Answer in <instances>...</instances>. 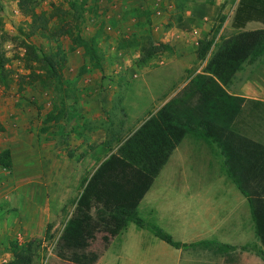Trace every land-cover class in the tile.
Instances as JSON below:
<instances>
[{"label": "rangeland", "instance_id": "374dc122", "mask_svg": "<svg viewBox=\"0 0 264 264\" xmlns=\"http://www.w3.org/2000/svg\"><path fill=\"white\" fill-rule=\"evenodd\" d=\"M38 1L36 10L45 14L50 27L73 24L71 0ZM79 1L85 2L82 36L97 38L103 66L101 71L88 66L81 49L69 53L63 76L70 84L58 94L42 84L36 77L41 72L26 59V45L47 48V42L30 35L31 19L21 14L18 0H0V45L6 70L0 77V122L4 127L0 151L9 149L12 157L10 170L0 168V262L12 258L5 255L10 254L9 242L32 241L36 251L33 264H62L54 257L73 264L58 257L60 237L76 214L81 181L92 175L104 157L101 144L110 136L109 127L122 135L136 130L179 93L192 75L202 71L205 63L196 59L197 43L214 34L218 16L225 21L215 35V44L238 33L231 27L238 0H193L183 10L177 9L175 0ZM260 27L252 22L244 30ZM146 35L155 44H168L171 53L141 66L135 42ZM123 39L131 45L122 46ZM59 40L65 50L71 44L65 35ZM7 41L15 47L5 49ZM229 93L264 101V64L246 65ZM47 114L58 118L45 123ZM235 192L223 182L208 147L187 138L175 149L137 213L174 240L188 241L185 244L205 240L235 247L229 257L202 249H179V264H264L255 253L262 248L253 232L248 205L241 195L235 202ZM90 232L94 239L85 249L99 255L109 244L116 250L123 241L165 244L134 224L118 236L108 237L107 243L103 241L106 234L96 225H91ZM88 238L85 234L84 239ZM64 250L65 255L72 252Z\"/></svg>", "mask_w": 264, "mask_h": 264}, {"label": "trees", "instance_id": "16d2710c", "mask_svg": "<svg viewBox=\"0 0 264 264\" xmlns=\"http://www.w3.org/2000/svg\"><path fill=\"white\" fill-rule=\"evenodd\" d=\"M175 1L177 9L183 10L193 0ZM38 5V0H18L21 14L31 19L30 35H37L47 42V48L26 45V59L41 72L36 77L43 85L62 94L70 84L63 76L69 53L81 49L86 64L100 71L103 55L95 36L88 39L82 36L84 1H70L71 12L68 13L73 24L66 28L50 27L45 14L37 12ZM146 17L148 19L149 15ZM217 21L214 34L197 43L196 59L205 63L200 73L192 75L179 93L143 120L136 130L122 135L119 129L109 127L110 136L101 144L102 161L90 177L81 181L76 214L67 221L60 237L59 258L73 264L95 263L99 254L85 249L94 239L90 232L92 224L106 234L103 237L106 243L108 237L118 236L134 224L182 252L204 249L229 257L235 251L233 246L210 241L175 242L161 228L138 216L139 203L174 150L188 138L208 147L223 182L232 185L246 200L253 232L262 248L255 253L264 261V101L229 93L236 75L246 65L264 64V0H238L231 18V27L238 33L215 44V35L225 17L218 16ZM252 22L261 27L244 30ZM62 35L71 40L66 50L59 42ZM122 42V46L131 45L127 40ZM136 44L141 66L148 65L165 52L171 53L168 44H155L149 35L142 36ZM5 71V57L0 45L1 78ZM45 117V123L58 118L52 114ZM3 131L0 122V133ZM0 168H12L9 149L0 151ZM85 234L89 236L87 240ZM64 249L72 252L65 255ZM8 251L11 260L0 264H33L36 257L32 241L22 244L11 241Z\"/></svg>", "mask_w": 264, "mask_h": 264}, {"label": "crops", "instance_id": "0c3cea01", "mask_svg": "<svg viewBox=\"0 0 264 264\" xmlns=\"http://www.w3.org/2000/svg\"><path fill=\"white\" fill-rule=\"evenodd\" d=\"M152 185H151V187H152ZM232 188H234V187L232 186ZM237 192L238 191L236 190V192H235L236 201L235 202H239V200H240V194H239V192L238 193ZM140 203H139V205H140ZM139 205H138V207H139ZM235 210H236V208H235ZM42 212L45 214V216H47L48 210L46 207L43 208ZM31 216H32V214H31ZM45 219H46V217H45ZM136 228L140 229L137 226H136ZM212 229L214 230V228H212ZM215 229H216V227H215ZM139 233H141V232H139ZM139 235H141V234H139ZM2 239L3 238L1 236L0 242L2 241ZM136 239L139 240L141 238H140V236H137ZM174 241L182 243V244H185L188 242V241L177 240V239H175ZM161 242L165 243L163 241H161ZM202 251H207V250L202 249ZM212 255H214V254H212ZM217 256L219 257V255H217ZM54 259L57 260L58 262L64 264V262H62L61 260H59L55 257H54ZM180 261H181V251L179 249L173 248L166 243L165 244H146L141 239L140 243H137V244H128L127 242L125 243L123 241L118 246V248L116 250H112L110 248V244H109L104 249V251L98 256V258L94 264H179Z\"/></svg>", "mask_w": 264, "mask_h": 264}, {"label": "clouds", "instance_id": "9594fccd", "mask_svg": "<svg viewBox=\"0 0 264 264\" xmlns=\"http://www.w3.org/2000/svg\"><path fill=\"white\" fill-rule=\"evenodd\" d=\"M5 49H12L13 47H15V45L12 43V41H7L5 42V45H4ZM8 56H11L12 55V52L9 51L8 53ZM21 55H23V52H21ZM9 259L11 258L10 254H5Z\"/></svg>", "mask_w": 264, "mask_h": 264}]
</instances>
